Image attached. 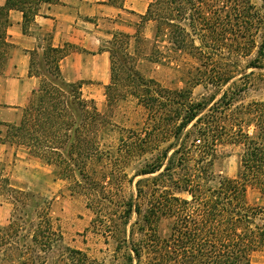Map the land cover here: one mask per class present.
<instances>
[{
	"label": "trees",
	"instance_id": "1",
	"mask_svg": "<svg viewBox=\"0 0 264 264\" xmlns=\"http://www.w3.org/2000/svg\"><path fill=\"white\" fill-rule=\"evenodd\" d=\"M123 1L108 0L116 7ZM57 2L5 0L0 5V74L13 49L9 11L22 12L26 31L41 4ZM140 18L153 22L155 39L166 40L171 53L199 60L203 77L192 78L193 83L216 91L229 86L218 98L193 102L188 87L169 90L128 69L129 35L114 33L107 48V106L132 97L147 117L141 129H121L112 142L113 125L83 95L82 83L61 77L59 61L69 51L47 42L40 57L31 52L29 74L40 76V83L18 121H0V144L51 167L72 193L87 199L92 228L112 244L108 264H251L253 254L264 251V99L244 103L242 96L264 85V73L241 72L239 78L234 73L238 58L253 51L246 67L264 68V13L251 0H151ZM221 50L220 58L236 70H217L220 63L213 56ZM125 71L131 84H122ZM219 146L239 148L235 177L215 173ZM131 160L141 162L131 178L141 177L135 196L116 197ZM2 171L0 192L13 210L0 232V264H46L38 251L51 250L58 243L54 236L60 238L48 205L14 187ZM248 188L258 192L260 203L247 202ZM65 252L53 264H105L80 250Z\"/></svg>",
	"mask_w": 264,
	"mask_h": 264
},
{
	"label": "rangeland",
	"instance_id": "2",
	"mask_svg": "<svg viewBox=\"0 0 264 264\" xmlns=\"http://www.w3.org/2000/svg\"><path fill=\"white\" fill-rule=\"evenodd\" d=\"M251 4L258 11L264 13V2L262 0H251ZM102 25L104 27L101 30L107 32L103 38V44L106 47L108 46V41L112 39V36H107V34L122 33L129 35L125 45L127 54L125 65L128 69L138 72L142 78L154 80L160 86L169 90L188 87L191 90L193 102L208 99L211 95H215V98H218L230 84L216 91V88L205 86L200 81L193 83L191 81L192 78L203 77L204 68L200 66L199 60L190 55L171 53L168 49L170 44L166 40L155 39L153 22H143L137 14L129 12V10L124 11L119 17L114 19L107 18L102 21ZM116 26H119L120 29H117ZM256 39L259 40L258 38ZM253 53L254 51L250 56L238 58V71L234 73L236 78L240 77L241 72L254 71L255 74L264 73V68L259 70L246 67V62L253 56ZM219 54V56H213V59L220 63L217 70H222L221 68L224 67L228 68V65H226L228 63H225L226 59L220 58L222 50ZM231 58L236 60L235 57ZM234 64L231 63V65ZM228 69L231 71L236 70L234 67H229ZM127 74V71H125V76H123L125 83L122 82L124 85L133 82L132 78L128 77ZM258 85L257 87L253 86L248 92L243 94L242 102L247 103L252 100L264 99V85L262 83H258ZM122 87L120 82L119 88ZM82 93L88 99H93L98 110L107 115L113 125L108 135L112 142L116 141L121 129L138 130L141 129L146 121V111L132 97H127L122 101L119 100L111 107L107 106L104 85L101 83L92 81V84H85L82 86ZM238 152L239 148L235 146H219L218 153L220 158L213 167L215 173H221L227 177H235L238 171ZM32 161L33 164H23L19 168H15V160L7 158L0 161V169H3L2 174L9 178L10 183L14 187L26 190L38 198L42 204L48 205L53 226L60 238L58 235L54 236L58 243L51 250L38 251L41 260L44 258L46 264L61 262L66 254V249H72L83 251L90 258L108 264L111 258L112 244L110 242L107 243L105 237L96 233L92 228L91 223L94 214L87 206V199L82 195L72 193L68 189L67 181L57 178L51 167L35 160ZM140 166L141 162L137 160L128 162L125 166L126 176L122 179L121 187H119L116 197L128 198L135 196V182L141 177H136L132 181L131 178ZM92 167L99 170V165L95 164ZM260 201L261 198L258 192L248 188L247 202L253 205L260 203ZM12 210L13 206L9 198L0 192V232L9 223ZM251 264H264V251L253 254Z\"/></svg>",
	"mask_w": 264,
	"mask_h": 264
},
{
	"label": "crops",
	"instance_id": "3",
	"mask_svg": "<svg viewBox=\"0 0 264 264\" xmlns=\"http://www.w3.org/2000/svg\"><path fill=\"white\" fill-rule=\"evenodd\" d=\"M142 1L124 0L122 7L113 6L108 0L44 3L39 6L26 31H23L22 12L10 10L7 36L13 49L5 71L0 74V121H18L21 108L41 80L40 76L29 74L31 52L36 51L40 57L47 42L52 47H65L69 51L59 61L60 74L65 82H81L84 86L96 81L107 85L110 81V56L108 46L103 44L107 32L101 30L104 27L102 21L119 17L127 10L140 17L151 0ZM4 3L5 0H0V5ZM116 28L120 29L119 26ZM7 158L15 160V168L33 164L23 150L0 144V161Z\"/></svg>",
	"mask_w": 264,
	"mask_h": 264
}]
</instances>
